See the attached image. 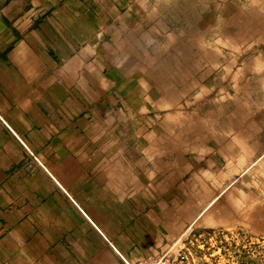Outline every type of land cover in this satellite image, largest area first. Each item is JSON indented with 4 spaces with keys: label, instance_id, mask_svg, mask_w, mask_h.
Returning <instances> with one entry per match:
<instances>
[{
    "label": "crops",
    "instance_id": "0c3cea01",
    "mask_svg": "<svg viewBox=\"0 0 264 264\" xmlns=\"http://www.w3.org/2000/svg\"><path fill=\"white\" fill-rule=\"evenodd\" d=\"M263 185L264 0H0V264H135Z\"/></svg>",
    "mask_w": 264,
    "mask_h": 264
},
{
    "label": "rangeland",
    "instance_id": "374dc122",
    "mask_svg": "<svg viewBox=\"0 0 264 264\" xmlns=\"http://www.w3.org/2000/svg\"><path fill=\"white\" fill-rule=\"evenodd\" d=\"M241 220L227 228L190 236L191 264H264V191H257V226L247 215Z\"/></svg>",
    "mask_w": 264,
    "mask_h": 264
},
{
    "label": "built area",
    "instance_id": "2783aa9c",
    "mask_svg": "<svg viewBox=\"0 0 264 264\" xmlns=\"http://www.w3.org/2000/svg\"><path fill=\"white\" fill-rule=\"evenodd\" d=\"M186 238H178L159 256H148L135 264H191L194 261L192 239ZM123 261L129 264L125 259Z\"/></svg>",
    "mask_w": 264,
    "mask_h": 264
}]
</instances>
